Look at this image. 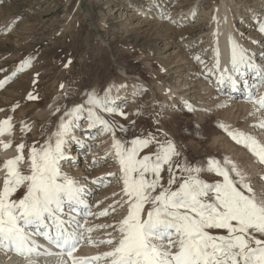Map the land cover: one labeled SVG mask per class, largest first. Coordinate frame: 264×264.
<instances>
[{"label": "rangeland", "instance_id": "1", "mask_svg": "<svg viewBox=\"0 0 264 264\" xmlns=\"http://www.w3.org/2000/svg\"><path fill=\"white\" fill-rule=\"evenodd\" d=\"M223 1L228 0H0V81H5L0 87V121L11 117L13 125L11 134L0 136V141L7 143L8 140L14 139L24 125L30 126L28 132L30 136H34L31 121L41 120L46 110H52L57 102H40L41 95L44 97L48 94L46 90L41 89L37 97L38 104L42 106L24 119L18 108L22 105L24 107V99L28 96L24 91L29 89V92L32 89L29 84L31 85L30 81L34 77L42 76V81H47L45 85L50 87L56 84L61 75L67 76L65 74L73 65H76L78 72L81 69L86 72L89 63L86 67L82 64L87 56H90L89 61L93 57L95 60L92 68L101 73L107 71L105 74H108L107 79L98 87L99 90L93 93L103 98L107 95L109 86L118 87L121 84L125 88L124 93H128L127 96L132 98L130 101L124 99L119 102L122 105L128 100L113 114L100 113L110 124L123 125L127 129L123 132L119 127H115L116 139L130 141L134 136L143 137L151 132L161 141L166 138L173 140L182 151L179 158L181 161L187 158L189 161L199 162L209 157L223 161L227 157L234 161L244 174L246 167L241 166L242 163L246 166L252 164L259 168L260 175L253 177L256 179H249L248 183L253 185L252 188L257 193L264 192L261 190L264 189V164L257 162L256 157L246 147L237 144L219 127V124L223 123L233 131L250 134L264 143L260 140L264 129L257 126L264 114L261 117L252 114L244 118L238 110L237 117H230L231 121H227L224 119L225 112L235 103L230 99L228 101L229 96L216 90L214 84L211 86L213 92L207 94H203L207 91L201 88L202 83L210 82L211 73L206 70L213 69V15ZM159 3L166 7L164 11L160 9ZM229 10L240 39L245 41L246 52L252 53L256 58L260 57L263 69L264 33L258 30V22L264 21V0H234L233 4H229ZM197 56L199 60L196 59ZM25 60L30 61V67L20 71L21 62ZM186 82L190 83L184 87ZM159 84L163 89L181 85V89L187 91L167 101L157 88ZM261 86H264V82ZM59 90L60 97L57 100H63L61 91H66L67 88L60 87ZM257 95L255 96L258 97ZM87 99L88 95L79 100L73 99L69 110L84 104ZM205 99L208 100L207 105L203 103ZM236 101L244 103L242 99ZM187 105H191L193 110L189 111ZM121 111L124 115H120ZM65 113L63 118L66 119ZM86 122L85 113L79 121L78 129H83L84 124V129L79 131L82 134L89 129L85 128ZM90 133L92 136L96 134L94 130H90ZM108 133L110 136L97 140L105 143L112 139V133ZM217 136L219 141L214 145L213 140ZM227 143H232L236 147L235 150L229 151L225 147ZM13 147L9 149L10 155L7 156L17 155V146ZM99 150L101 151V147ZM154 150L155 146L151 145L144 149L141 155ZM238 152H241V157ZM93 158L90 166L86 164L91 173L86 189L93 186L91 191L86 192V198L94 215L88 216L87 219L90 218L88 227L94 229L90 234L91 239L95 242V248L102 251L99 254H102L110 247L100 242L109 238V232L115 233L113 227L107 225H115L126 213V207H120V203L126 198L122 195L121 180L117 179L118 182L115 179L118 171L109 172L116 173L115 176L103 174L104 171L115 167L116 162H103L96 154ZM0 160L2 165L4 157L1 153ZM82 161L80 158V161L71 163L70 167L78 165L82 168ZM96 173L101 174L95 176ZM100 176L106 177L105 180L94 184L92 178L101 179ZM162 176L166 183L167 171L163 172ZM2 177L1 174L0 178ZM203 178L211 181L215 177L214 174H205ZM23 192L24 189L21 188L14 198H19ZM110 205L114 206L115 210L110 208ZM105 210L107 215H97ZM107 235L108 237H105ZM82 245L86 243L83 242ZM1 253L3 252H0V264H5L7 256ZM14 264H20V261Z\"/></svg>", "mask_w": 264, "mask_h": 264}, {"label": "snow or ice", "instance_id": "2", "mask_svg": "<svg viewBox=\"0 0 264 264\" xmlns=\"http://www.w3.org/2000/svg\"><path fill=\"white\" fill-rule=\"evenodd\" d=\"M258 30L264 33V21L258 22ZM230 44L231 71L220 69L216 50L217 84L233 91L240 83L247 88L243 80L246 70L256 71L264 82V69H256L246 51L231 38ZM26 67H30L29 60L22 61L19 70ZM4 83L0 81V87ZM28 98L34 99L31 94ZM247 98L255 111L264 114V95L256 97L249 91ZM113 103L107 95L101 98L89 93L84 104L67 111L66 119L61 118L53 133L55 143L49 141L39 148L33 145L25 157L21 142L17 155L0 165L5 173L0 178V252L24 258L56 255L57 264H264V192L254 191L245 174L227 157L223 161L214 157L181 161L182 151L173 140L161 141L151 132L130 141L116 139L115 127L123 132L127 129L110 124L100 114L115 113ZM187 107L193 110L191 105ZM85 113L89 128L99 126L103 132L112 133V150L126 198L120 203L126 213L115 225L107 226L113 227L116 235L109 233V238L100 242L109 245V250L92 257L76 254L85 233L94 230L85 227L87 217L94 215L85 199V187L60 167L67 138ZM257 126L264 129V115ZM219 127L264 164V143L223 123ZM12 128L11 117L0 121V136L11 134ZM0 144L7 149L11 141ZM151 145L155 150L141 155ZM165 171L166 183L162 176ZM205 174L215 178L205 180ZM21 188L23 195L14 198ZM107 214L105 210L97 215ZM37 237L58 251L53 252ZM87 241L93 244L90 236Z\"/></svg>", "mask_w": 264, "mask_h": 264}, {"label": "bare ground", "instance_id": "3", "mask_svg": "<svg viewBox=\"0 0 264 264\" xmlns=\"http://www.w3.org/2000/svg\"><path fill=\"white\" fill-rule=\"evenodd\" d=\"M233 1L234 0L223 1V3L221 4V7H218L219 5L217 6L216 11H215V13L213 15L214 16V18H213V26H214L213 30H215V33L212 34V37L215 38L213 40V41H215L214 42L215 44L213 45V47L211 49V53L212 54L214 53L213 58L211 59L212 60L211 65L213 67V69H212L213 71L209 72V73H211L210 82L201 84V88L203 87V89L205 91H207L206 93L204 92L203 94H207V93L213 92L212 91L213 87H211L212 84L215 83L216 85H219V84H217V77L219 75V72H217L215 70V68H214V65H215V62H216L215 61L216 50L217 49L219 50L220 69L223 70L224 68H228L229 71H231V62H230L231 44H230V38H231V40H234L240 47H242L245 50V48H244L245 41L240 39V37L238 35V31H236V29H235V27L233 25V19L231 18V14H230V10H229V4L230 3L233 4ZM158 5L160 6V9L162 11H164V9L166 8L161 3H159ZM188 13L191 14L190 11H188ZM211 53L209 54L210 56L212 55ZM247 56L252 59L251 60L252 64L254 65V67L256 69H262L261 68L262 67V61H259L260 57L256 58L252 53L251 54L247 53ZM89 59H90V56H87V58L84 60V63L82 64L83 67H86L88 65V63H89L88 69H87L86 72H82V69H81V71L78 72L77 68H76V65H73L71 67V69L67 72V74H65L67 76H64V75L62 76L61 75L60 79H58L56 84L55 85H50V87L45 85V83L47 81L46 82L42 81L43 80L42 76H40V77L36 76V77H34L33 80L30 81L31 85L29 84V86L32 89L30 88L31 90L29 92H28L29 89L24 91L28 95V96L26 95L27 96L26 99L23 98L25 100V105H24V107H23V105L20 106V109L18 108V111H20V114L23 115L24 119L28 118V115H30L33 112L37 111V109L42 106V104L41 105L38 104L39 103V101H38L39 98L37 97V95H39V92L41 91V89L46 90L48 94H46L44 97H42V95H41L40 102H45V103L54 102V101L55 102L57 101V102L55 104L52 103V104H54L52 110L51 109H49V110L45 109L46 113H44V115H42L43 118L41 120L34 119V120L31 121L32 125L34 126V131H33L34 134H35L34 136H30V134L28 132V129L30 128V126L29 125H24V127H23L24 131L17 132L16 133V137L14 139L8 140V142L11 141V146L9 148L4 149L3 145L0 144V153L3 154V157H4V160L2 161V164L4 163V161L6 159H9V158L13 157V156H11V157L7 156L9 154L8 151H10L9 149L12 148V146L16 147L21 142L24 143V145L26 146L25 149H24L25 157H27V155H28L29 148L31 146H33V145H35L37 148H39L40 146L45 145V143L49 142V141L51 143H55V137L53 136V133H55L58 130L57 126H59V122H60L61 118H63L64 113L69 111V109H70L69 108L70 107L69 104L71 103V101L73 99L74 100L75 99L79 100V99L87 96L89 93H93V92H96L97 90H99L98 87H100L102 85L101 83H103V81H105L107 79L106 77H108V74H105L107 71H105L104 73H101L100 71H97L94 68H92V64L95 61L94 57L91 58L90 61H89ZM258 61H259V63H258ZM209 69H211V68H209ZM205 70H206V68H205ZM206 71H208V70H206ZM245 73L247 75H250V74H254L255 75V74H257L256 71H252V70H246ZM252 80H253V78H250L249 82H252V84L254 85L255 82H253ZM188 83H190V82L184 83L183 84L184 87H187ZM209 84H210V86H208ZM61 85H63V87H65V88H67V90L66 91L62 90L61 91L63 93L62 94L63 100H59V99L57 100V98L60 97L59 88L61 87ZM72 85H74V86L72 87ZM188 86L191 88L190 85H188ZM219 87L224 88V86L222 87L220 85H219ZM157 88H158V90H160V93L165 97V99H167V101L168 100L169 101L173 100V99H175L178 96L179 93L187 91V90H183V88L181 89V85H177V88L173 87L171 89H169V88L163 89V86H161L159 84V85H157ZM109 89H110V92L108 91ZM124 89H125L124 86L121 85V84H119L118 87L111 85L107 89V96L111 100H113L114 103H113L112 106L115 107L116 109L120 108L121 104H119V102L123 101L124 99H129V101L132 99L131 97L127 96L128 93L127 94L124 93L125 92ZM216 90H218V89H216ZM42 92H44V91H42ZM231 92L232 91L230 90L229 94ZM263 93H264V86H262V89H261L260 93H258L257 96L259 97V96L263 95ZM29 94H31L34 97V99H29L28 98ZM228 96L229 97L227 98V100L229 101V99H230L231 102L235 103V104L231 108H229L228 111L226 110V112H225L224 119H226L227 121H231L230 117L236 118L238 110L241 111V114L244 115V118H247L248 116L250 117L252 114H255V115L258 114L259 115L258 117H261L262 113L258 112V111H255L254 106H253V104L251 102H250V105H249V102L246 103V101L244 103L236 101V100L242 99L241 97L232 96V95H228ZM123 97H125V98H123ZM203 101H204L203 102L204 104H206L208 102L207 99H205ZM12 102H14V101H12ZM127 102H128V100H127ZM176 102H178V99L176 100ZM126 103H123L122 105H124ZM11 105H12V103H11ZM16 107H17V105H16ZM117 110H119V109H117ZM3 120H4V118L1 121H3ZM79 121H78V126H76V127H74L72 129L69 137L67 138V143L64 146V151H65V154H67L69 152L68 150H70L71 147H73L74 145L76 146V144H74V140H78L79 141V139H80V142H79L80 146H82L83 144H86V147L84 149H81V147H76L75 154H74L75 155L74 158L79 157V159H78L79 161H80V158H82L83 161L81 162V164H83V167L80 168V167H78V165H74L73 166L74 169H70V168H73V167H70V165H71V163H74L75 160L74 161H70L69 159H67L66 155H65V158L60 161V167H61V170L63 172L67 173L69 176H71L74 179L78 180L80 182V184L85 187L86 192H89V191H91V188L93 186L90 185L92 187H89V189H86V187H88L87 180H89L90 176H91L90 170H88V167H86V164L90 166L91 161L92 160L94 161V158H93L94 154L99 156L100 160H102L103 162H109V163L110 162H116V163H114L115 164V167L113 166L114 168L111 167L107 171L103 172L104 176L107 173H109L111 170H117L118 171L117 172L118 176L115 178L117 180L120 177L119 176L120 175V171H119L118 162L116 161L114 153H113V150H112L113 138L112 139H108L107 141H105V143H102V141H98L97 140L100 137L110 136V134L108 132H103L101 127H99V126L96 127V128H89L88 127V123H89L88 120H87V122L85 124V128H89V129L85 130V132H83L84 134H82L79 131H82L84 129V124L82 125L83 129H78L80 127ZM90 130H94L96 132L95 136L91 135ZM6 136L7 135H5V137ZM260 136H261V139L260 138L259 139L264 142V132ZM73 137H74V139H73ZM91 137H93V138H91ZM218 141H219V137L217 136L213 140V144L215 145L216 142H218ZM97 142H99V143H97ZM228 144L229 143H227L225 147L229 151L231 149L235 150L236 147L232 143H230L229 145ZM95 145H97V147H95ZM100 147H101V151L99 150ZM231 152H233V151H231ZM237 154H239V156H240L241 152L240 153L238 152ZM241 166L246 167L245 168V171H246L245 177H246V181L247 182H248L249 179H256V178H253L254 176L260 175L259 168L256 167V166H253L252 164H247V166H246L245 163L244 164L242 163ZM67 167H70V168L68 169ZM1 174L3 176L5 175V173L3 171H0V175ZM97 174H101V173H96L95 176H97ZM100 177L102 178V176H100ZM105 178L104 177H103V179L92 178V180L93 181H97V182H103L105 180ZM117 181L119 182V180H117ZM260 186H261V184L259 186H257V187L259 188ZM261 190H264V189H261ZM86 196H85V199H86V201L88 203V199L86 198ZM89 202H90V200H89ZM96 206H97V204H96ZM93 210H95V208ZM89 219L90 218L87 219V224L85 225V227H88V225L90 224L89 223L90 222ZM82 222H83V218H82ZM105 223H106V221H105ZM106 225H107V223H106ZM105 228H106V226H105ZM106 229H108V228H106ZM108 231H110V230H108ZM99 232H101V231H99ZM102 232H103V230H102ZM106 232H107V230H106ZM109 233H111V232H109ZM90 234L91 233H85V237L86 238H85L84 242L86 243V245H81V247L79 248L80 250H78V252L76 253L77 255L92 257V254H93V256H95L94 254H97V253L99 254V252H102L101 250H98V249L95 248L96 246H95V242L94 241H93L94 242L93 244H89L88 243L87 237L88 236L92 237ZM93 234H95V233H93ZM113 234L116 235V233H114V232H113ZM105 237H108V235L105 236ZM48 246L53 248L52 245H48ZM105 252H106V249H105ZM3 256H5V255H3ZM6 256H7V258H6L7 261H6V263L4 262L5 264H14L17 261H20V264H29V261L35 262V264H57V262L59 260V257L56 256V255H41V256L32 255V256H29L27 258H24V257H21L19 255L14 254V253H7Z\"/></svg>", "mask_w": 264, "mask_h": 264}]
</instances>
